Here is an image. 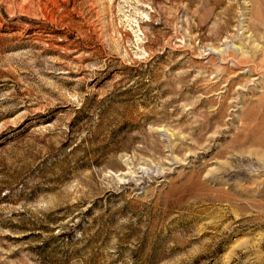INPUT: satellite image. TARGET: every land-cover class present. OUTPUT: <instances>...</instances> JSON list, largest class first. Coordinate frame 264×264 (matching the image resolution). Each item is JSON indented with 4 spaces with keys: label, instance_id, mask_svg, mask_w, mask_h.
Listing matches in <instances>:
<instances>
[{
    "label": "rangeland",
    "instance_id": "374dc122",
    "mask_svg": "<svg viewBox=\"0 0 264 264\" xmlns=\"http://www.w3.org/2000/svg\"><path fill=\"white\" fill-rule=\"evenodd\" d=\"M0 264H264V0H0Z\"/></svg>",
    "mask_w": 264,
    "mask_h": 264
}]
</instances>
